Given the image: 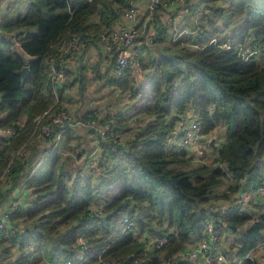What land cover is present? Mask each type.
Returning <instances> with one entry per match:
<instances>
[{
    "label": "trees",
    "instance_id": "trees-1",
    "mask_svg": "<svg viewBox=\"0 0 264 264\" xmlns=\"http://www.w3.org/2000/svg\"><path fill=\"white\" fill-rule=\"evenodd\" d=\"M106 1L29 0L24 12L0 23V113L4 114L0 128L14 127L17 131L15 137L0 138V177L11 162V180L15 184L26 178L28 186L35 187L38 200L46 193L54 194L52 188L48 189L53 186V200L40 211L29 212L32 219L41 214L36 227L42 234L51 235L60 226L81 220L61 237L52 252L53 261L72 258L78 250L76 240L83 235L91 254L82 264H99L93 255L100 254L105 247L102 259L106 262L159 264L157 254L161 249L167 251L165 258L169 260L177 252L188 251L185 246L193 235L204 234L210 194L223 183L222 178L227 177L229 189L234 191L256 188L264 182V64L256 61V56L246 61L235 49L222 47L233 41L264 52V0H229L228 9L222 12L225 26H233L228 35L224 36L219 27H203V33L197 37L176 42L161 52V59L154 61V70L147 77L153 103L140 111L142 116L154 119L136 131L126 144L120 140L112 144L109 157L115 163L103 166L101 175H77L71 189L67 183L69 173L56 152L46 157L37 175L31 177L33 160L16 155L22 147L29 151L32 141L38 138L35 119L52 106L57 107L49 80L50 59L60 40L100 28L89 23V19L102 11ZM231 21L236 22L232 25ZM212 38L218 39L217 45L209 44ZM183 42L205 46L192 48ZM25 66L29 67V74L23 79L19 71ZM121 86L134 90L128 73L121 78ZM190 108L199 116L203 136L213 134L218 127L225 130L217 157L224 168L196 165L199 168L185 169L188 161L194 163L187 152L168 147L169 136ZM25 115V123H20ZM88 117L94 119L93 114ZM132 118L120 117L112 126L114 133L118 134ZM137 118L139 115L134 119ZM114 189L118 191L112 195ZM95 198L106 202L101 214L92 213L90 204ZM125 213L136 222L135 230L139 228L144 233L149 232L147 225L151 226L152 214L166 216L169 230L161 235H168V244L145 254L135 230L125 234L115 231L116 220ZM215 220L222 236L230 228L246 230L240 238L239 255H247L263 240L264 214L251 221L252 216L246 211L233 208ZM9 237L29 238L23 234ZM42 258L34 261L45 264ZM25 259L28 260L18 259V264ZM245 264L255 262L247 259Z\"/></svg>",
    "mask_w": 264,
    "mask_h": 264
},
{
    "label": "built area",
    "instance_id": "built-area-1",
    "mask_svg": "<svg viewBox=\"0 0 264 264\" xmlns=\"http://www.w3.org/2000/svg\"><path fill=\"white\" fill-rule=\"evenodd\" d=\"M8 0H0V14L4 4ZM189 0H149L148 14L146 17L141 18L139 10L134 5V0H128V9L124 11V16L128 20L130 26L120 24L118 28L111 31H85L78 32L69 37H66L57 43V51L50 59L49 68V80L54 87L55 103L59 102L60 94L59 89L67 84L70 76V67L74 63L78 54L82 53L88 46L99 44L103 46L113 57V75L116 79H121L126 73H129L133 78V81L137 83L138 74L143 73V67L140 65V52L135 47V43L141 39L146 38L149 43H153L159 38V32L152 35H146L147 29L154 20L155 12L159 10L167 11L178 5H185ZM199 5H206L207 0H195ZM206 8V6H205ZM208 10H205L207 13ZM176 19H170V23H175ZM204 29L195 28V30H185L180 32L174 29L172 37L173 42L185 41L191 36L197 37L203 33ZM218 39L212 38L209 44L217 45ZM192 48H202L205 45H198L193 43H185ZM222 47L227 49H235L237 54L244 60H249L250 57L257 54L259 51L253 49L252 46L243 43H225ZM143 83V82H142ZM145 81L144 84H146ZM185 119L178 122L175 131L169 136L168 147H175L178 150H185L187 156L191 158L194 164L200 166L214 165L220 168L224 166L217 162V157L220 149V145L216 146L213 161H208L207 147L212 151L211 135L203 136L201 134V125L198 114L190 108L185 114ZM35 130H39L38 137L43 139H49L52 137L55 142H59V138L63 137L64 132L74 127H85L96 130L101 136L102 142L100 149L103 153L104 146L111 147L112 140L115 142V133L112 126L114 122L106 121L104 124L99 125L96 119H83L77 118L69 114V112L63 108L59 112H52L49 110L44 115L38 116L35 119ZM17 131L14 127L0 128V138L7 139L15 137ZM211 137V138H210ZM114 151L116 147L113 146ZM29 151L26 147H22L17 153L16 157L23 156L28 157ZM11 162L4 168V171L0 177V205L4 202V190L8 187L11 181ZM97 176L103 172V166L97 165L93 169ZM253 203L261 208L262 214H264V182L256 188H240L235 192V198L231 206L226 204L219 205L217 207L209 206L208 217L204 223V235L200 239L197 245H193L186 253H182L183 256H187L192 260L201 259L203 264H245V261L249 259L248 255H237L231 258L228 254H225L221 247L222 233L220 224L216 222L215 217H222L227 215L231 209L239 208L242 206ZM18 201L16 199L9 202L8 207L0 212V237L3 235L18 236V228L14 227L13 216L18 209ZM136 227V222L131 218L128 213L123 214L120 217L119 231L122 234L133 232ZM144 244L145 254L150 253L152 250L161 249L168 244V235L163 234L157 237L146 236L141 239ZM76 243L78 250L75 255L63 262H56L51 259L50 264H82L90 256L88 251L87 241L80 235ZM25 245L22 251V256L28 259L34 254V247ZM20 246V245H18ZM106 248V247H105ZM102 249L98 255H93L98 258L99 264H119L117 261L114 263L103 261L102 254L106 249ZM22 247L20 246V250ZM165 264H170L167 262Z\"/></svg>",
    "mask_w": 264,
    "mask_h": 264
},
{
    "label": "crops",
    "instance_id": "crops-1",
    "mask_svg": "<svg viewBox=\"0 0 264 264\" xmlns=\"http://www.w3.org/2000/svg\"><path fill=\"white\" fill-rule=\"evenodd\" d=\"M16 2L17 0H8L2 8L0 18L2 17L3 19L4 17V20H6L17 15L16 13L24 12L26 5L22 6V10L18 8L15 9ZM221 2L222 1L220 0L214 4L207 3L206 5H199L195 0H189L185 5L182 4L175 6L167 11L159 10L155 12L154 20L152 21V23H150L146 35H152L156 32H159V38L156 39L153 43H149L146 38L141 39L135 43V47L140 52V65L143 67V73L138 74L137 76V83L133 81L135 87L139 88V85L144 82L145 77L147 76L145 63L149 62V59L155 56V51L158 47V44H161L163 46L173 42L172 37L174 34V29L183 32L185 30L193 31L196 27L201 30L203 29V27L209 28V21L212 22V16L216 15L212 11L213 8H209L207 5L211 7H220L223 6L220 5ZM148 3L149 0H134V5L139 10V15L141 18L146 17L148 14ZM127 7L128 0H107L106 4L102 7V11H98L99 15H97L94 20L92 19L93 15L90 16L89 23L93 24L103 22V24H106L104 26L103 24L97 25L100 27V30L98 31H102L103 28H106L105 26H107V30L103 31H111L118 28L120 24L129 27L130 24L124 16V11L128 9ZM205 10H208V12L205 13ZM104 16H106V19L108 21L102 19ZM170 19H176V22L170 23ZM164 36L166 37V39H164ZM113 66L114 59L103 46L99 44L88 46L84 51H82V53L77 55L76 60L71 64V73L67 84L63 87L58 88L61 99L59 103L61 104V106L58 103L59 105L57 106L59 107H56V109L59 108L60 110V108H63L67 110L70 115L77 118H85L93 114L94 119L97 120V123L99 125L104 124L106 121H108L109 119H105L106 115H110V112H112L110 110H113V104H111L109 101V98L111 97V91L115 87H122L121 79H116L113 75ZM3 116L4 114L0 113V118H2ZM25 120L26 115L22 118L20 123H25ZM213 134H210L212 137L210 144L212 146V152H215L216 146L221 145L224 140L218 141ZM64 136L66 144L73 139L79 141V143L82 142L79 144L80 148L77 150V155L75 157V160L73 161L75 164L74 166L76 168V172H81L78 175L83 177L92 176L91 172L96 175L90 169H93L97 165L109 167L115 163L114 159H110L107 162H104L105 159L100 149L102 139L96 130L78 126L69 129L66 135H63V137ZM54 141V139L49 140L38 137L32 141L31 145H33L36 149H39L38 151H41V149L45 150L47 148L48 142H52L53 144ZM61 142L62 141L60 140L57 147L55 149H51L48 154L52 155L53 153H56L57 148L61 146ZM80 157L82 160L80 159ZM95 179L96 176H93V180ZM25 181H27L26 178H20L19 181L14 184V182L11 180L8 184V187L4 190V202L0 205V212H2L8 207L10 201L14 199L18 201V209L13 216V223L15 228H17L16 222L14 220L16 216L18 217L19 213H28L30 211L28 209V203L30 201H27L30 191L26 189L27 185ZM229 186L230 185L225 188V191L229 189ZM222 190L219 193L215 192L212 196H210V198H212L209 203L210 205L208 204L210 207H217L222 204H226L228 206L232 205L235 198V192L233 193L232 199L230 200L214 198L217 195L219 196L223 192ZM259 209L261 210L260 207L253 203L241 207V210L246 211L252 216L251 221L259 217L255 215V210L259 212ZM260 214L262 215V212ZM245 231V229H239L235 231L231 228L226 230L223 233L224 235L222 236L220 243L222 251L225 254H228L231 258L239 255V249L238 247L233 248V243L230 247L227 248V245L229 246V244H227V238L231 233H233L234 236L238 235L239 238H241ZM203 235V233L200 235H193L190 242H188V244L186 245V248L189 250L193 247V245H197ZM4 237L9 236L3 235L0 237V239ZM139 241L142 242L141 239ZM259 250L261 253V250H264V232L263 240L258 243V245L252 250L253 255L251 254L252 251L247 254L249 256V259L255 262V259L259 257ZM261 253L260 255H263ZM183 257L182 259L184 260H179L176 264H203L201 259L192 260L187 256ZM169 262L170 264H175L171 261Z\"/></svg>",
    "mask_w": 264,
    "mask_h": 264
},
{
    "label": "rangeland",
    "instance_id": "rangeland-1",
    "mask_svg": "<svg viewBox=\"0 0 264 264\" xmlns=\"http://www.w3.org/2000/svg\"><path fill=\"white\" fill-rule=\"evenodd\" d=\"M221 1L222 2L220 3V5H223V6H220V10H218V11L216 10L219 7H216V6L212 7L213 8L212 11L215 13L216 16H212V22L214 24L209 21V23H210L209 29L211 30V28L219 27V29H223V33H224L223 35L225 36V35L229 34V30L232 29V27H233L232 25H234L236 21H231L230 24H232V25H230V26H232V27L225 26V24L227 22H226V19L223 18L222 12L226 11L228 9L229 0L228 1L227 0H221ZM28 3H29V0H17L16 5H15L16 6L15 9H17V8L21 9L22 6L27 5ZM97 15H99V12L93 14L92 19L94 20L97 17ZM0 19H1V22L4 21V17H3V19H2V17ZM102 19L107 20L106 16H104ZM93 24L97 26V25L103 24V22L93 23ZM104 25H106V24H103V26ZM236 26H238V25H236ZM105 27L106 28H103V30H107V26H105ZM98 30H100V29L96 28V31H98ZM164 39H166L165 36H164ZM230 43H234V42L230 41ZM174 44H175L174 42H171L170 44H166L163 46L161 44H158L157 45L158 47L156 46L157 49L155 51L156 52L155 56L151 57L149 59V62L145 63L147 76L145 77L144 82L148 80L147 77L154 70V66H155L154 61H159L161 59L162 53L165 51L164 49L166 47H170ZM254 56H256V58H255L256 61L264 64V52H261V53L258 52ZM143 83H141L139 85V88H136L134 85V88H133L134 90L132 92L128 88L124 90L123 86L121 88L115 87L111 91V97L109 98V101L111 104H113V108H112L113 110H110V111H112V112H110L111 114L110 115L107 114L105 119H109L108 121L118 123V119L120 117H123V118H128L130 116L133 117L132 120L127 125L121 127L122 129L117 132L118 134L115 133V140L117 142L120 140V143L126 144L128 141H130L132 139V137L136 131H138L146 123L153 121V119H154L153 116H145V115L142 116V114H140L141 109L145 105H147L148 103H153V95H151V93H149V91H148L149 85L147 83L146 84H143ZM137 91L139 92L138 95L135 94ZM60 100L61 99L59 98V101ZM58 103L57 104L54 103V105H59L60 103L59 104ZM60 106H61V104H60ZM52 107H51V109L56 110L55 107L54 108H52ZM57 107H59V106H57ZM51 109H49V110H51ZM58 110H59V108H58ZM185 114L182 116L183 117L182 120H184L186 118ZM118 115H120V116H118ZM137 115H139L140 118L134 119L135 116H137ZM88 118L89 117H87V118L85 117V119H88ZM67 131L64 132V135H66ZM214 132L215 133L213 135L218 141L224 140L225 130L222 127H218L216 129V131H214ZM64 138H65V136L59 138L58 141L61 140L62 142L60 143L61 146L59 148H57L56 152L58 153V155L61 156L60 164H62V167H65L66 171H68V173H69V178L67 179L68 187L73 189L74 184H75V177H76V175L81 173V172L80 173L76 172V168L74 166L75 164L73 161L75 160V157L77 155V150L80 148L79 144L82 142L79 143V141H76L75 139H73V140L69 141V143L66 144ZM116 141L114 142L112 140L110 143L113 144V143H116ZM55 143L56 144H54V146H53L52 142H48L47 148L45 150L41 149V151H38L39 149H36L33 145H30L29 155H28L27 159L33 160L32 168H31V171L29 172V175L31 177L33 175H37L36 173L38 172L40 165L43 163V161L46 159V157L47 158L50 157L48 154L49 151L51 149H55L58 145V142H55ZM218 144H219V142H218ZM110 150H111L110 147H108L107 145L104 146L103 156L105 153L108 155V156L107 155L104 156V159H105L104 162L105 161L107 162L108 160L111 159L109 157V153H110L109 151ZM207 152H208V154H207L206 159L208 161L212 162L213 156L216 154L214 152H212L209 147H207ZM80 159H81V157H80ZM196 165L197 164H194V163H191L188 161L184 165L183 168H185V169L199 168ZM200 167H202V166H200ZM222 180H223V183L221 185L213 188L210 196H212L215 192L219 193L223 189L222 190L223 194L221 193L222 195L221 194L219 196L217 195L214 198H221V199H225V200H230V199H232L233 193L236 192V191H234L236 189H228L227 191H225V188L230 184V181L227 180V177L222 178ZM93 181H94V183L96 182V180H93ZM25 183L27 185L26 189L28 191H30V193L28 194V200H27V201H30L28 203V209L30 211H33L36 209L38 211H40V209L43 205H45V204L49 203L51 200H53V196L56 193L53 186H49L48 189L52 188L51 191H54V194L53 193L52 194L46 193V195H47L46 197H43V198L38 200L39 197H37V195H36L35 187H29L27 184V181H25ZM117 191H118L117 189H114V190H112L111 194L114 195L117 193ZM211 199L212 198H210L209 200H211ZM105 204H106V202L103 199L95 198L94 200H92L91 204H90V206H92V209H93L92 213L98 212L99 214H101L102 213V207ZM256 210H255V215L259 216L261 213L260 212L261 210L259 209V212H257ZM29 212L28 213L23 212L22 214L19 213L18 217L14 219L16 222L17 228H19V231H20V232H18V234H23L24 237L26 236L29 238H27L26 240H22V239L13 240V239H11V237L1 238L0 239V264H18V262H17L18 259L23 257L21 253L24 250V246L30 245V243H32L31 246H33L35 249L34 254L28 260L25 259L23 262H21V264H39L40 261H34V260L40 256L43 257L42 259H43V262L45 264H50L52 252L56 248L61 237L69 229H71L75 225H78L81 222V220H78V219L74 220L70 224L60 226L58 228V230L56 232H54L53 234L44 235L36 227V225L38 224L37 220L41 216V214L38 215L36 218L32 219L29 216ZM151 216L152 217H151L150 223H151L152 227L149 224L147 225V231H149V232L144 233L139 228H137L135 230L138 233V240L143 239V237L146 236L147 234L149 235V237H157V236L161 235L163 231L169 230V228L167 227V224H168L167 219L168 218L166 216H164L165 218H161L157 214H152ZM120 217H121V215L116 220V224H115L116 233L119 230ZM102 218H104V216ZM151 228H153V231L150 230ZM232 243H233V246H232L233 248L238 247L239 243H240L239 236L238 235L234 236L233 233L228 235L227 244H229V246L227 245V248L230 247ZM18 245H20L22 247L21 250H20V246H18ZM261 251H262V253L259 250V257L255 259V264H264V256H263L264 250H261ZM14 252H15V254H14ZM154 252H156V251H154ZM154 252L151 256L154 255ZM182 252H183V250L174 254V256L171 259L166 260L165 257H166L167 251L164 249H161L157 254L159 264H164V263L169 262V261L176 264V263H178L179 260H184V259H182V257H183ZM260 253L263 255H260ZM251 254L253 255V251Z\"/></svg>",
    "mask_w": 264,
    "mask_h": 264
},
{
    "label": "water",
    "instance_id": "water-1",
    "mask_svg": "<svg viewBox=\"0 0 264 264\" xmlns=\"http://www.w3.org/2000/svg\"><path fill=\"white\" fill-rule=\"evenodd\" d=\"M19 74L22 76L23 79L29 74V67L25 66L23 69L19 71Z\"/></svg>",
    "mask_w": 264,
    "mask_h": 264
},
{
    "label": "bare ground",
    "instance_id": "bare-ground-1",
    "mask_svg": "<svg viewBox=\"0 0 264 264\" xmlns=\"http://www.w3.org/2000/svg\"><path fill=\"white\" fill-rule=\"evenodd\" d=\"M184 258V257H183Z\"/></svg>",
    "mask_w": 264,
    "mask_h": 264
}]
</instances>
